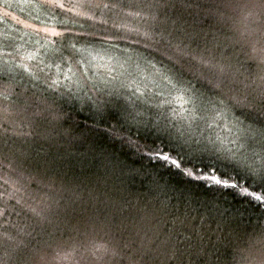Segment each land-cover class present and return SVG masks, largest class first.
I'll return each mask as SVG.
<instances>
[{
    "label": "trees",
    "instance_id": "1",
    "mask_svg": "<svg viewBox=\"0 0 264 264\" xmlns=\"http://www.w3.org/2000/svg\"><path fill=\"white\" fill-rule=\"evenodd\" d=\"M221 1L215 6L213 0H174L157 13L159 27L166 20L165 28L180 32L185 43L201 40V46L195 43L199 49L203 40L209 45L215 40L211 13L218 9L223 35L231 28L238 35L232 11L240 0ZM4 22L13 24L4 33L11 40L33 21L17 14L8 20L0 12L1 29ZM143 23L131 18L129 26ZM35 24L33 29L46 25ZM25 37L15 65L37 50L39 37ZM40 48L47 59L25 61L32 70L38 65L34 73L42 69L40 79L29 81L15 67L17 86L0 100V264H105L114 252L110 264H256L264 254V201L242 190L264 192V181L253 175L264 168V137L258 134L264 111L228 113L243 127L207 121L202 128L192 119L187 124L170 111L175 99L180 107L177 89L172 101L155 85H141L132 95V87H108L86 76L91 75L86 67L71 59L62 62L51 47ZM240 58L227 73L234 94L241 93L235 83ZM241 59L249 77L255 65L246 55ZM71 68L78 77L68 78ZM188 80L203 97L198 94L206 86L202 79L186 73L185 85ZM53 81L54 89L48 87ZM59 114L62 119H56ZM110 128L118 135H110ZM249 135L254 138L242 139ZM149 148L183 158L181 167L192 169L193 177L156 159ZM213 175L236 187L194 178ZM149 248L159 254L145 251Z\"/></svg>",
    "mask_w": 264,
    "mask_h": 264
},
{
    "label": "snow or ice",
    "instance_id": "2",
    "mask_svg": "<svg viewBox=\"0 0 264 264\" xmlns=\"http://www.w3.org/2000/svg\"><path fill=\"white\" fill-rule=\"evenodd\" d=\"M259 4L264 8V0H259ZM40 6L51 12L50 18L66 17L58 19L57 24H46L41 29L33 30V34L39 37L35 43L45 49L51 47L52 52L64 63L71 59L77 65L85 66L91 63L89 57L92 56L93 51L120 52L126 56L124 63L132 69V71L127 72L128 76H134L143 65L158 76L162 82H166L170 88L184 91L185 94L192 92V97L188 100V103L192 104L195 103L193 97L196 96L197 90L192 86L191 80L187 81V87H185V74L186 72H193V69H198L202 73L206 71L212 74L211 78L207 75H201L200 79L214 91V95L221 98L219 101L221 110L238 109L241 110V115L244 114L243 110L245 109L254 111L259 108L264 111V90L261 91L258 101L256 97L249 98L247 94H231L232 87L230 85L234 81L226 73L223 66L212 64L203 56L194 55L189 44L183 40H178V37L173 36V33L168 29L159 27L157 13L161 9L174 6V0H40ZM126 9L130 11H125ZM142 13L146 15L142 16ZM117 17L122 21L127 20V18H140L144 23L133 27L126 22H117L115 19ZM109 21H111L110 27ZM41 33H43L42 36ZM177 40L178 42H175ZM4 47H11V45L0 41V49ZM129 49L135 55H127ZM3 55L15 59L19 57L20 53L19 50L14 49V52L3 53ZM3 55H0V98L6 100L17 85L13 84L14 77L9 74L8 61L3 59ZM38 56V50L26 52L21 62L14 66L20 68L27 75L29 81H38L42 69L34 73L32 66L26 64L25 61L37 60ZM154 60L156 63H153ZM157 64L160 65L159 68ZM55 83L53 81L48 84V87L54 89ZM35 86V84L32 85V87ZM138 92V88L131 90L132 95H137ZM146 94L140 93V96ZM137 98L139 99V96ZM154 107H159V105H154ZM62 117L63 114H59L56 119H62ZM236 123L243 127V122L239 120V117L236 118ZM106 131L114 136L118 135L119 132L118 129L111 128L106 129ZM245 131L251 133L256 130L246 129ZM258 134L264 137V128L260 129ZM251 138L254 137L249 135L242 139ZM136 147L137 150H140L139 145ZM152 152H155L156 159L169 162L180 169L184 175L193 177L192 169L181 167L183 158L179 160L170 159L169 155H162L158 149L149 148L148 153L151 154ZM253 175H258L264 181V168L258 173L253 171ZM194 178L211 179L217 185L236 187L235 184H229L226 180L219 179L215 175ZM242 191L247 196H252L258 201H264V192L256 194L255 192L249 193L247 189Z\"/></svg>",
    "mask_w": 264,
    "mask_h": 264
},
{
    "label": "rangeland",
    "instance_id": "3",
    "mask_svg": "<svg viewBox=\"0 0 264 264\" xmlns=\"http://www.w3.org/2000/svg\"><path fill=\"white\" fill-rule=\"evenodd\" d=\"M213 3L216 6L219 3L222 4V1L213 0ZM258 3L259 0H248V2L240 0L235 6L232 5L235 10H231L233 18L238 23V35L230 26V35L225 36L222 34L220 36L218 31H215V40L210 43V45H202V47L199 49L195 48V43L201 46V40H195L196 38L193 37L189 39V44H193V49L190 47L192 51L207 52L212 49L213 55L215 57H218V59L220 58V63H218V65L223 66L226 73H228V70H231L229 66L233 64L235 60H239L240 55L241 58L242 55H246V61L252 64L254 63L255 66H253L250 70V76L248 77L244 73V61L240 58L239 75L243 76L244 82L240 80V85L238 86L241 88V93L249 95V98L256 97L257 101L259 100L261 91L264 90V15L258 16L256 10L252 7L253 4ZM0 12H3V14L7 15L8 20L12 17L15 18V15L17 14L18 17H25L27 20H31L38 24L57 23L58 19L66 18H50L52 16L51 12L40 6V0H31V2H29V0H0ZM213 13L217 15L218 9H215V11L213 10ZM121 22H127L128 24H130L131 18H127V20L123 21L121 20ZM31 23L25 25V22V24L22 25L17 31V36H14V38L11 40L5 39L4 33L6 31H12L13 24H9V22H4L1 24L2 29L0 28V41L7 45H11V47H4L0 49L2 55L3 53L14 52V49L19 50L20 53V50H23V48L25 47L26 40H28V38H26L25 36L29 37L30 39L36 40V36L33 34V27H35V23ZM166 25L167 21L163 20L162 27L165 28ZM37 29H41V27L37 26ZM173 35L178 37V40L182 39V35L179 32H173ZM34 46H38L37 50L40 51L38 57L40 59L48 58L47 56V58L44 56L39 44L34 43ZM246 47L250 49L251 54L246 49ZM248 54L249 58L247 57ZM127 55L135 54L132 52H128ZM252 58L257 62L253 61ZM3 59L7 60L10 64L8 68L9 74L12 77H15L14 66L15 63L19 61V57L14 59L12 57L3 55ZM125 59L126 56L122 55L120 52L105 53L103 50H97L93 51L92 56L89 57L91 63L82 66V69L86 67L85 70L87 71L85 73L91 74L86 76H89L91 79L97 78L99 82L108 87H115L118 89H127L132 87L139 89L141 85H149V87H153L155 85L158 86V88L162 92H165V97L170 95L169 101H172L176 97V92H178L180 107L178 108V102L175 99L172 102L173 107L170 108V111H172L175 117L180 118L181 120L186 119L187 124H189L191 119L197 120L202 128L207 123V121H209L210 124H213L212 121L224 124L236 123V119L229 116V114L233 115L231 113L232 111L221 110L220 108L216 107V105L211 102L205 101L203 97H199L197 94L195 97H193L195 99V103H188L189 98L192 97V92H188L187 94H185L184 91L178 90L174 92L173 88H170L166 84V82H162L158 76L154 75L150 69L144 67L143 65L141 66V70L134 76H128L127 72L132 71V69L129 68L128 64L124 63ZM39 67H45V65L40 63ZM36 69V67H33V71ZM77 72L78 71L76 69L71 68L67 70L65 74L67 73L68 78L70 79L74 76L78 77ZM122 73L123 75H121ZM20 76L25 78L24 74H21ZM194 76L196 78L199 77L197 74H195ZM81 77H84V72H82ZM157 80H160V83ZM242 84L243 87L241 86ZM185 87H187V85H185ZM0 100L5 101L3 98H1ZM183 108H189V110H183ZM200 122L203 124H201ZM1 140L2 137L0 134V141ZM250 158L251 156L248 155V157L245 158L246 162H248ZM141 249L144 250L145 248L143 247ZM145 251H150V248L146 249ZM151 252H153L155 256L159 254V250L150 251L149 253ZM115 255L116 252L112 254L109 260H104L105 264H110L111 262H113ZM256 264H264V254L259 255Z\"/></svg>",
    "mask_w": 264,
    "mask_h": 264
},
{
    "label": "bare ground",
    "instance_id": "4",
    "mask_svg": "<svg viewBox=\"0 0 264 264\" xmlns=\"http://www.w3.org/2000/svg\"><path fill=\"white\" fill-rule=\"evenodd\" d=\"M212 15L215 18L214 20L216 22L211 27V30H214L212 33H215V31H218L219 35L221 36L223 34V31H224V20L222 18H219L218 17L219 16L218 14L215 15L214 13H212ZM203 42H204L203 46L204 45H207L204 40H203ZM212 45H214V44H212ZM192 53L194 55L203 56V57L207 58V60L210 61L212 64H218V62L220 61V58L218 59V57H215L213 55L212 49H210L207 52H196V51H192ZM186 73H188V75L191 76V77H193V78H196L194 76V73L199 76L198 78H200L201 75H207L209 78H211V75H212L211 73H208L206 71L202 73L198 69H193V72H186ZM240 80L243 81V76L242 75L235 76V83H236V85H240ZM243 84L241 85L242 87H243ZM203 86H204V90L203 91H198V94L201 95L202 93H204L202 96H203V98H204L205 101L211 102L214 105H219V101H220L221 98L218 97V96H216V95H214V92L210 88H208L207 86H205L204 84H203ZM237 87L240 88L239 86H237ZM234 111H238L240 113L241 110H238V109L232 110V112H234ZM248 111H250V110H248V109L243 110V112H246V113ZM258 116H259V114H258Z\"/></svg>",
    "mask_w": 264,
    "mask_h": 264
},
{
    "label": "clouds",
    "instance_id": "5",
    "mask_svg": "<svg viewBox=\"0 0 264 264\" xmlns=\"http://www.w3.org/2000/svg\"><path fill=\"white\" fill-rule=\"evenodd\" d=\"M252 7L256 10L257 15H264V8L260 6V4H253Z\"/></svg>",
    "mask_w": 264,
    "mask_h": 264
}]
</instances>
